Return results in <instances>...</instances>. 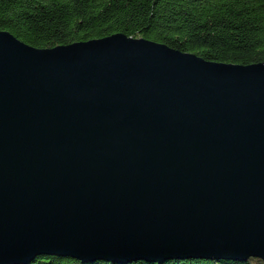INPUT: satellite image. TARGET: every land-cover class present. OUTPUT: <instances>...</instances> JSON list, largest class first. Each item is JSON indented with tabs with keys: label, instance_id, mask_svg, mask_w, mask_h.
<instances>
[{
	"label": "water",
	"instance_id": "95a60500",
	"mask_svg": "<svg viewBox=\"0 0 264 264\" xmlns=\"http://www.w3.org/2000/svg\"><path fill=\"white\" fill-rule=\"evenodd\" d=\"M41 256L264 261V63L0 31V264Z\"/></svg>",
	"mask_w": 264,
	"mask_h": 264
},
{
	"label": "trees",
	"instance_id": "16d2710c",
	"mask_svg": "<svg viewBox=\"0 0 264 264\" xmlns=\"http://www.w3.org/2000/svg\"><path fill=\"white\" fill-rule=\"evenodd\" d=\"M0 31L40 50L124 34L213 63L242 66L264 63V0H0ZM31 264L84 263L72 258L41 256ZM164 264H264V261L189 259Z\"/></svg>",
	"mask_w": 264,
	"mask_h": 264
}]
</instances>
